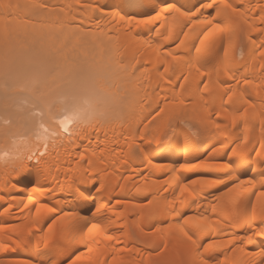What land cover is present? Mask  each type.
Segmentation results:
<instances>
[{"label":"bare ground","instance_id":"obj_1","mask_svg":"<svg viewBox=\"0 0 264 264\" xmlns=\"http://www.w3.org/2000/svg\"><path fill=\"white\" fill-rule=\"evenodd\" d=\"M0 73V264H264V0H0Z\"/></svg>","mask_w":264,"mask_h":264},{"label":"rangeland","instance_id":"obj_2","mask_svg":"<svg viewBox=\"0 0 264 264\" xmlns=\"http://www.w3.org/2000/svg\"><path fill=\"white\" fill-rule=\"evenodd\" d=\"M17 68H18V67H17ZM17 68L14 67L13 70L16 71ZM21 69H22V68H21ZM22 70H23V69H22ZM15 71H13V72H15ZM18 71H21L20 68H19ZM18 71H17V72H18ZM17 72H16V73H17ZM21 72L25 73L26 76L28 75L25 71H21ZM0 74H1V73H0ZM12 74L14 75L15 73H12ZM18 74H19V76H17V77H21L22 74H20V73H18ZM25 74H23L24 76L22 75V77H24V79H21V80H24V81H21V82H20V81L18 80V81L20 82V84L22 83L21 91H22V89H23V91H24L23 84H24L25 88L30 89L31 85H30V86H29V85H28V86L25 85V84H26L25 81H27L28 84H29V83H30V79H32L31 82H32V81H35L34 83H30V84H34L33 86H34L35 88H34L33 86H32L33 88L31 87V89H32L33 91H34V89L38 88V86L36 87V85H37L38 83H39L38 85L40 86L38 89H36L37 91H36V92H35V91L32 92V94L34 93V95L36 96V95H38V94H40V93L42 92V93H41L42 95H39L38 98H39L40 96H42V97L39 98V99H43V100H44V99H45V98H44L45 93H43L42 90H43V88H45L46 86L43 87V85H45L43 82L48 83V82H47V79L49 78L48 76H50V79H52V78H51L52 76L49 74V75H44V76H42V77H36V78L34 77L35 79H34L33 77H29V76H27L26 79H25ZM16 75H17V74H16ZM16 75H15V78H16ZM1 76H2V75H1ZM10 76H11V75H10ZM46 76H47V79H46V80L44 79L45 81H44V80L42 81V79H43L44 77L46 78ZM3 77H4V80L1 79V78H3ZM22 77H21V78H22ZM1 78H0V83H1L2 81H6L7 84L2 82V84H0V87H1L0 90L3 91V88H2V87H7V86H9L8 83H13L12 89L17 88V87L20 88V87L17 85V82H16L17 80H15L14 78H13V79H14L13 81L10 80V79H9L10 81L7 80V79H8L7 77H6V80H5V76H2ZM29 78H30V79H29ZM37 78H39V80H38ZM41 78H42V79H41ZM16 79H17V78H16ZM18 79H20V78H18ZM40 79H41L42 82L40 81ZM55 79H56V78H54V80H55ZM58 81H59V83L61 84L62 81H60V80H58ZM36 82H37V83H36ZM53 82H54V81H53ZM53 82H52V80H51V82H50V80H49V84H46V85L50 86ZM55 82H57V80H56ZM50 83H51V84H50ZM62 83H63V82H62ZM3 84H4L5 86H3ZM15 84L17 85V87H16ZM35 84H36V85H35ZM40 84H42V85H40ZM54 84H55V86L57 85L56 83H53L52 86H54ZM60 84H59L57 87L61 86ZM181 84H182V80L180 79L179 81H177V83H176V85H175V87H174V90H175V91H179V90L181 89ZM6 85H7V86H6ZM14 85H15V87H14ZM10 86H11V85H10ZM20 86H21V85H20ZM26 86H27V87H26ZM52 86H51V87H52ZM55 86L52 88V91H53V92H52V93L50 92L51 94H49V93L47 92V93H48V98H50V100H48V98H46V99L48 100L49 103H50V102H54L53 99L55 98V95H56V94H58V95H56V96H58L60 99L64 97V96H63V97H62V96L60 97V95H61V91H62V90H60L61 88L59 87V88H58L59 91H58L57 87L55 88ZM42 87H43V88H42ZM41 88H42V89H41ZM54 88H55V90H53ZM6 89H7V88H6ZM6 89H5V90H6ZM27 89H26L25 91H27ZM48 89L51 90L50 88H48ZM14 90H15V89H14ZM19 90H20V89H19ZM46 90H47V89H46ZM46 90H44V92H45ZM2 91H1L2 94L0 93V95H5L6 92L4 91V94H3ZM6 91H7V90H6ZM10 91H11V90L9 89V92L7 91V93H6L7 95H5V96H6V97H7V96L10 97V95H12L11 98L8 97L9 99H12V100L10 101V100L8 99V100L10 101V102H9V101L7 100V98H3V99H6V100L8 101L9 108L7 107L8 105H6V106L4 105V102H3L4 100L0 102V107H1V103H2V104L4 105V107H5V108H4V107L1 108L2 112H5V113L7 112V115L10 114V112H11V113L13 112V111L10 109V104H12V103L14 102V101H13V98H12V97H15V96H14V93H15V92H20V91H14V93L12 94L13 90H12V92H10ZM23 91H22V92H23ZM25 91H24V92H25ZM40 91H41V92H40ZM47 91H48V90H47ZM56 92H57V93H56ZM159 92L161 93V95L166 94L165 92L161 91V89H160L159 86L155 88V90H154V92H153V99H154V100H157V103L155 104V106H154L153 110L151 111V113H149V115L147 114L146 117H144V118L141 119V122L139 123L138 133H141V130H142L144 127H147V126L150 127V126H153L155 123H157V122L161 119V117L163 116L164 111H165L166 109H168V108H171V107L174 105V104H173L174 102H178V100H176L174 97H171L169 94H166V96H165L164 98H160L161 95L159 94ZM25 93L28 94V92H25ZM9 94H10V95H9ZM15 94H16V93H15ZM22 94H23V93H22ZM49 95H50V96H49ZM20 96H22V95L20 94ZM26 96H27V95H26ZM35 96H32V95L30 94V96H27V97H28L29 99H33V98L35 99V98H36ZM2 97H4V96H1V97H0V98H1L0 100H2ZM17 97H19V96H17ZM58 97H56V98L59 99ZM22 98H24V97L22 96ZM22 98H20V100H19V99H14V100H15V103H13V105H12V106H14V107L11 106V108L14 109V110H20V107H19L20 105L18 106V103L16 102V100H17V101H18V100L21 101L23 104H24V102H25V104H28V106L30 105V103H31L32 100H31V101L28 100V102H27V101H25L26 99H22ZM56 98H55V100H57ZM21 99H22V100H21ZM34 99H33V101H32L33 103H31V105H30V106H32V107H29V108L36 109V108L39 106V105H38V103H39L38 100L36 101V100H34ZM51 99H52V100H51ZM63 99H64V98H63ZM63 99H62V100H63ZM6 100H5V102H7ZM47 100H46V101H47ZM145 100H146V99H142L141 102L144 104V103H146ZM12 101H13V102H12ZM193 101H194V99H192V98L189 99V103H190V104H191V102H193ZM37 102H38V103H37ZM9 103H10V104H9ZM35 103H37V104H35ZM14 104H16V105H14ZM50 104H51V103H50ZM33 105H34V106H33ZM36 105H38V106H36ZM15 106H17V108H18V107H19V108H18V109H17V108L15 109ZM23 106H24V105H23ZM26 106H27V105H26ZM28 106H27V107H28ZM35 106H36V108H34ZM189 107H190V105L184 106L183 109H182V110H183L182 113L185 114V115L190 114V113H189ZM3 109H4V110H3ZM5 109H6V111H5ZM9 109H10V110H9ZM1 110H0V111H1ZM8 110H9V111H8ZM109 110H110V109H109ZM35 111H36V110H35ZM35 111H34V112H35ZM37 111H38V110H37ZM2 112H1V113H2ZM101 112H102V111H101ZM5 113H2V114L4 115ZM2 114H0V116H2ZM100 114H101V113H100ZM7 115H6V116H7ZM215 116H216V115L213 113L211 119H213V118L215 119ZM9 119H10V118H9ZM9 119L3 121L5 125H7V124L10 123V122H9ZM102 119H105V117H102ZM189 120H190V119H189ZM189 120L183 118L182 115H176V116L173 118V121L171 122V126H170L169 128L172 129V128H174L176 125H178V124H180V123H184V124H186V125H190V124L194 123L195 126L193 125V126H191V128H193V130L196 131V129L198 128L199 125H196V122H194V121H192V123H191V122H189ZM10 121H11V119H10ZM190 121H191V120H190ZM102 122H104V121H102ZM189 123H190V124H189ZM82 126H83V127H81V128H85V129L87 128V126H86L85 123H83ZM194 127H195V128H194ZM24 130H25V129H23V131H24ZM24 132H25V131H24ZM83 134H84V133L82 132V133H80L79 135H77L76 138H75V140H78V138H80V136H82ZM28 135H29V134H28ZM28 135H25V136H24V137H25V140H27L28 138L31 137V135H29V136H28ZM24 137H23V139H24ZM1 258H3V256H2ZM70 260H71V259H70Z\"/></svg>","mask_w":264,"mask_h":264},{"label":"snow or ice","instance_id":"obj_3","mask_svg":"<svg viewBox=\"0 0 264 264\" xmlns=\"http://www.w3.org/2000/svg\"><path fill=\"white\" fill-rule=\"evenodd\" d=\"M162 3L164 4V7H165V8H167V7L169 6V0H162ZM209 7H211V5H209ZM219 30H220V26L217 24V25L215 26V28H214L212 31L208 32V33L204 36V40L201 41V44H203L204 41L208 40L209 37L212 36L213 32H215V31H219ZM34 114H35V116H37V117H43V116H44V112H43L42 110H41V111H36ZM33 126H34V127H40V128H42V127H43V124L40 123L39 121H36V122L34 123V125H32V124L30 123V124H29V130H31V127H33ZM44 130L47 131V129H44ZM262 195H264V193H262ZM95 227H96V226L93 225V228H95ZM196 264H208V261H207L206 259H202V260H200V261H197Z\"/></svg>","mask_w":264,"mask_h":264}]
</instances>
